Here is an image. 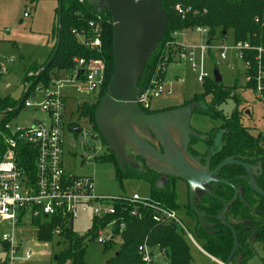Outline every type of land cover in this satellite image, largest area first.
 <instances>
[{"label":"built area","instance_id":"2783aa9c","mask_svg":"<svg viewBox=\"0 0 264 264\" xmlns=\"http://www.w3.org/2000/svg\"><path fill=\"white\" fill-rule=\"evenodd\" d=\"M81 1V0H79ZM94 2V0H92ZM174 8L184 12L179 5ZM189 9V8H187ZM26 15V13H24ZM256 22L264 25V12L255 17ZM103 18L98 14L87 21L85 31L72 30L76 40L87 49L100 53L102 49ZM195 32L203 37L199 44H185L177 41L178 36H190ZM207 28L194 26L172 32L173 42L165 43L164 61L177 54L178 63L188 64L195 72L196 80L204 82L212 73L206 69L207 61L216 50L220 60L230 58L228 65L239 62L242 68L244 84L251 81L254 89L264 99V46H251L248 41L227 43L225 38L206 41ZM169 46L171 50L169 51ZM254 51V53H252ZM174 54V55H173ZM255 72L252 75V64ZM73 67L56 71L47 85H35L30 89L28 82L23 81L24 89L15 106L4 107V112L15 114L19 109L29 107L44 113V119H34L30 126H11L10 116L0 125V222L8 225L9 230L0 235V264H12L18 260L26 262L34 256H52L46 250L36 253L28 246V234L37 231L32 223L37 218H58L64 226L72 227V221L81 214H90L91 220L102 222L94 237L96 242L104 243L113 236L114 225L121 219L117 215V205L121 202L139 203L153 210V221L161 224H172L180 234L190 235L185 231L183 223L173 209H168L148 198L141 199L136 193L132 195L102 196L96 194L90 176L67 173L63 167V125L66 89H73L77 94L92 95L95 100L104 80L105 63L101 57H74ZM1 69V68H0ZM162 70L166 71L165 66ZM213 71V70H212ZM31 72V73H29ZM27 72V76L36 75L38 71ZM183 82L182 77H177ZM161 93L170 94L171 89L165 88L163 79L154 74L147 87L141 89L137 102L149 109L150 100ZM82 102H87L84 99ZM136 214V211L132 212ZM117 215V216H116ZM124 227L118 223V231ZM117 233V237L120 235ZM164 257L163 251L157 246L142 242L137 251L143 264H152L153 251ZM165 258V257H164ZM164 264H167L165 259Z\"/></svg>","mask_w":264,"mask_h":264},{"label":"trees","instance_id":"16d2710c","mask_svg":"<svg viewBox=\"0 0 264 264\" xmlns=\"http://www.w3.org/2000/svg\"><path fill=\"white\" fill-rule=\"evenodd\" d=\"M36 1V0H31ZM56 8V26L54 33L56 35L52 50L45 63L37 65L30 64L24 73L23 81L30 79V89L35 85H47L56 71L67 70L73 67L74 57H101L105 63L104 80L98 94L92 102H82L80 114L88 117L94 130L98 133L94 123V110L98 100L106 94V86L112 74L113 57L111 50V20L107 10L97 11L92 0H57ZM179 5L184 12L177 11L174 6ZM161 5L167 13V25L162 38L156 49L150 54L141 75L138 87L143 89L148 86L150 79L155 74L157 78L163 79L165 70L162 67L171 61L167 56L164 61V49L166 41L173 42L172 32L194 26H204L207 28L206 41L210 42L225 38L228 31L232 32L234 41H248L251 46H264V25L254 20L255 17L264 12V0H161ZM189 8V9H187ZM103 18L102 49L100 53H95L76 40L72 30L85 31L87 21L96 15ZM57 42V43H56ZM172 46H169V51ZM254 53V51H252ZM252 75L255 72V62L250 58ZM264 66V58H263ZM29 71H38L36 75L27 76ZM203 91L194 94L191 100H203L209 96V106L207 114L223 121V125L229 130L230 143L228 151L231 153H249L261 154L262 175L256 179L257 186L264 189V133L258 131L255 136L250 135L246 128L240 122L242 110H236L231 115L226 116L218 109V105L227 98L235 95V92L241 86L235 80L231 86H224L220 82H215L213 77H207L201 83ZM245 87L254 89L253 81L244 84ZM18 101L10 98L0 100V109L7 106H15ZM140 108L145 112L152 110ZM14 114H7V118ZM99 135V134H98ZM100 137V136H99ZM102 140V139H101ZM103 142V141H102ZM104 143V142H103ZM106 157L115 164L114 176L120 185L123 180H140L144 182L149 190L148 199L168 209L176 211L178 204L173 188L157 185V174L146 162L138 164V169L131 168L128 164L119 166L113 153L109 152ZM231 169L227 175L234 176L240 172L236 171V166H229ZM238 182V180H234ZM243 183V182H242ZM248 188V187H247ZM247 191L252 192L249 188ZM259 210L264 212V198L259 197ZM221 204L214 208L206 206L209 214L216 212ZM136 211V214L132 212ZM153 210L148 206L139 203L121 202L117 205V215L121 218L114 225L113 235L116 236L118 223L124 224L119 232L120 243L113 244L110 240L104 242V250L113 248L114 253L104 264H143L138 254L137 247L146 241L148 245L157 246L163 251L167 264H190V254L188 247L180 234L172 224L166 225L153 221ZM116 215V216H117ZM109 219L102 222L92 219V226L84 234L75 233L72 227L64 226L63 221L58 218H37L32 223L37 227L36 239L41 242H50L55 237V244H63L64 247L52 253L50 257L52 264H87L84 260L85 239L88 235L95 237L97 228L104 225ZM202 243L200 244L209 255L224 261L231 246L232 238L230 232L224 229L223 233L215 239L201 232ZM244 247V243H242ZM116 248V249H115ZM241 264H245L242 261Z\"/></svg>","mask_w":264,"mask_h":264},{"label":"rangeland","instance_id":"374dc122","mask_svg":"<svg viewBox=\"0 0 264 264\" xmlns=\"http://www.w3.org/2000/svg\"><path fill=\"white\" fill-rule=\"evenodd\" d=\"M244 1L250 2L251 0ZM57 6V0H0V100L10 98L13 101H18L24 89L22 75L26 68L32 63L43 64L48 59L52 46L56 41L54 28L56 26ZM182 40L185 44H199L200 40L204 41L203 37L195 32L190 33L189 37H183ZM225 41L233 43L234 38L231 31L226 33ZM217 43L214 40L212 41V44ZM213 54L214 58L211 55L207 61V71L212 73L213 69H217L221 76V83L224 86H231L235 80L241 86L236 90L235 95L219 104L218 109H221L224 115H231L236 110H243L240 114V122L252 133L257 131L264 133V99L260 97L255 89L244 86L242 68L239 62L231 66L228 65L230 58L225 61L218 59L216 50H213ZM176 55L167 63L163 78L165 88H170L171 93H161L153 97L150 100V110L181 104L184 100L192 98L194 94L203 91L202 84L196 80L195 72L188 64L176 62ZM177 77H182L184 81L179 82ZM26 82L31 83L30 79ZM66 94L64 116L77 118L82 130L83 137L81 138L84 140L80 142L72 132L64 129V170L67 173L90 176L96 194L119 196L136 193L141 199L148 198V187L140 180L126 179L120 185L114 176L115 164L106 157L109 153L108 149L100 138L92 134L89 119L79 115L82 101L86 99L88 102L93 96L77 94L70 88L66 89ZM206 100H208L207 96ZM245 110H247V113H245ZM7 114L4 112V108L0 109V125L8 119ZM44 118L42 111L24 107L14 114L11 119V126L27 127L30 126L32 120ZM219 123V119L211 118L200 112H193L189 119V124L200 131L209 130ZM194 146L200 149L205 147V143L196 139ZM174 193L177 203L182 206L186 194L185 187L180 181L176 182ZM176 213L190 235V237L186 233L182 235L190 254V264H215L195 245L196 243L200 246L201 242L197 240L186 224L184 214L180 211ZM91 226V216L88 213L81 214L72 221V229L78 234L88 232ZM8 230V225L0 222V235ZM28 236L33 241L28 238L27 245L35 253L37 250L43 249L52 254L64 247L62 243L55 244L56 237L50 242H41L36 239L35 231L28 234ZM111 241L114 246L120 243L119 237L114 235ZM114 246L104 250L103 243L96 242L91 235H88L85 239V262L87 264H104L114 253ZM251 247L253 255L247 259L246 264H264V242L253 241ZM153 253L152 264H163V258L156 251ZM50 257L34 256L29 261L15 260L12 264H52L53 261ZM1 258L2 253L0 252ZM63 264H69V262Z\"/></svg>","mask_w":264,"mask_h":264},{"label":"water","instance_id":"95a60500","mask_svg":"<svg viewBox=\"0 0 264 264\" xmlns=\"http://www.w3.org/2000/svg\"><path fill=\"white\" fill-rule=\"evenodd\" d=\"M93 4L97 11L107 10L110 14L113 57L112 74L106 86V94L98 100L93 117L98 134L108 151L114 154L117 165L128 164L131 168L138 169L137 162L129 155L131 150L158 171L186 181L190 192L196 185L202 187L207 181H220L210 177L213 172L207 171L205 166L195 169L184 157V154L189 156L186 148L190 135L198 136L189 126L192 110L205 109L204 107L197 102H190L158 112H145L137 102L141 93L138 82L144 66L156 49L167 25V13L161 0H94ZM56 41L58 42V38ZM212 77L216 83L221 81L217 69H213ZM151 134L159 142L164 154L156 151L145 140ZM172 135H177L179 143H175ZM228 163L244 166L248 172L250 187L264 196V191L257 189L253 180V172L260 168L259 164L252 166L250 171L247 164L226 158L217 168ZM196 213L200 217L201 225L208 226L201 219V214ZM217 217L228 226L221 211ZM231 232V252L219 264H229L237 249L235 230L231 228ZM240 260L241 256L234 262L240 264Z\"/></svg>","mask_w":264,"mask_h":264},{"label":"flooded vegetation","instance_id":"af4514ba","mask_svg":"<svg viewBox=\"0 0 264 264\" xmlns=\"http://www.w3.org/2000/svg\"><path fill=\"white\" fill-rule=\"evenodd\" d=\"M208 100L204 97L203 100H184L181 104L175 106L164 107L161 109L152 110V112H158L165 109H171L178 106H183L190 102H197L202 107H206L209 104L210 98ZM209 106V105H208ZM221 110V109H220ZM208 109L194 108L193 112H200L210 116L205 113ZM222 111V110H221ZM243 112V110H242ZM191 113V114H192ZM81 117L83 115L79 114ZM72 116V115H71ZM229 116V115H226ZM65 117L63 131L68 130L76 136L80 142H83L81 137L82 130L77 122V118L73 119L71 117ZM86 117V116H84ZM191 117V116H190ZM211 118H214L210 116ZM88 118V117H87ZM190 119V118H189ZM219 119V118H216ZM220 123L216 126L211 127L209 130L200 131L195 129V127L189 126L198 134V136L190 135V140L187 145L186 151L189 156L184 154L185 160L190 166L195 169H199V166H205L207 171L213 172L210 174V177L216 178L220 181H207L206 183L200 186H194L193 190L190 192L188 184L183 179L158 171L155 167L149 165L144 159H142L137 154L133 153L129 150V155L135 159L137 164H148L154 172L157 174V185L164 187L167 186L169 188H173L176 182L180 181L185 187L186 199L184 204L181 206L178 203L177 211L182 212L185 216L186 224L189 226L194 236L202 243L201 232L206 234L212 238H216L221 235L224 229H227L230 232L232 238V246H233V235L231 232V228L235 230L236 238H237V249L233 254L231 261L229 264H236L234 260L241 256L240 264L242 261H246L253 255V249L251 244L253 241H262L264 242V212L259 210V197H263V195L255 192L249 185V176L246 168L241 164L237 163H228L219 168L218 165L226 158H231L234 160L241 161L249 166L251 171L252 166L260 165V168H256L253 172V180L254 185L257 189L263 190L257 186L256 179L262 175L263 167L261 162V154H253L249 153H231L228 151L229 141L228 138L231 137L229 130L226 126L223 125V121L219 119ZM91 123V122H90ZM243 125V124H242ZM244 126V125H243ZM245 127V126H244ZM246 128V127H245ZM246 130L250 135L255 136L256 133L250 132L247 128ZM91 132L94 136L99 137L98 133L94 130L91 125ZM175 143H179L177 140V135H172ZM177 137V138H176ZM198 139L205 143V147L196 148L194 146L195 140ZM149 145H151L156 151L161 154H164L162 147L159 142L156 140L153 134L149 136V138L145 139ZM159 163V161H157ZM166 167V165L164 164ZM229 166H236V171L240 172L234 176L227 175L230 171ZM238 180L235 182L234 180ZM224 180L225 182H222ZM243 182V183H242ZM252 192H248V188ZM176 196V195H175ZM221 204L216 212L209 214L210 211L206 210V206H210L214 208L215 205ZM226 206V207H225ZM222 212V216L227 222L228 226L218 219L219 212ZM201 214V219L205 221L208 226H202L200 223V217L196 213ZM232 220H236L233 222ZM185 231L188 233L185 225L183 224ZM189 234V233H188ZM182 235V234H181ZM200 243V244H201ZM244 243V247L242 245ZM231 246V249H232ZM201 247V246H200ZM205 251L203 248H201ZM231 249L228 255L231 252ZM206 252V251H205ZM207 253V252H206ZM208 254V253H207ZM227 255V256H228ZM213 257V256H212ZM215 258V257H214ZM227 258V257H226ZM225 258V259H226ZM216 260L220 261L218 258ZM223 262V261H220Z\"/></svg>","mask_w":264,"mask_h":264},{"label":"crops","instance_id":"0c3cea01","mask_svg":"<svg viewBox=\"0 0 264 264\" xmlns=\"http://www.w3.org/2000/svg\"><path fill=\"white\" fill-rule=\"evenodd\" d=\"M179 37H182V38H183V36H178V37L176 38L177 41H181L182 38L180 39ZM184 37H189V36H184ZM25 71H26V70H25ZM25 71H24V73H25ZM24 73H23L22 77L24 76ZM195 245L200 249V251H202L204 254H206L207 257H209L210 260H212L215 264H219L220 261L216 260L214 257H212L211 255L207 254V253H206L205 251H203V250L201 249V247L198 246L196 243H195ZM154 251H156V250H154ZM154 251H153V252H154ZM156 252H157V251H156ZM157 253H158V252H157ZM153 254H154V253H153ZM158 255L161 256V257L163 258V264H164V262H165V258H164L160 253H158Z\"/></svg>","mask_w":264,"mask_h":264}]
</instances>
